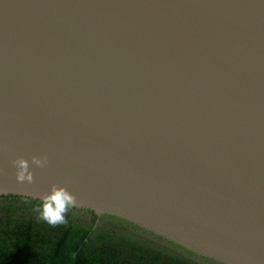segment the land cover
<instances>
[{
	"label": "water",
	"instance_id": "water-1",
	"mask_svg": "<svg viewBox=\"0 0 264 264\" xmlns=\"http://www.w3.org/2000/svg\"><path fill=\"white\" fill-rule=\"evenodd\" d=\"M0 225L264 264V0H0Z\"/></svg>",
	"mask_w": 264,
	"mask_h": 264
},
{
	"label": "trees",
	"instance_id": "trees-1",
	"mask_svg": "<svg viewBox=\"0 0 264 264\" xmlns=\"http://www.w3.org/2000/svg\"><path fill=\"white\" fill-rule=\"evenodd\" d=\"M0 264H200L68 229L0 225Z\"/></svg>",
	"mask_w": 264,
	"mask_h": 264
},
{
	"label": "clouds",
	"instance_id": "clouds-1",
	"mask_svg": "<svg viewBox=\"0 0 264 264\" xmlns=\"http://www.w3.org/2000/svg\"><path fill=\"white\" fill-rule=\"evenodd\" d=\"M31 163L37 167L47 166V156L31 157ZM13 167L17 169L15 179L18 183L34 182L33 173L29 170V163L23 158H16L12 161ZM41 205L36 208L40 213V218L49 225H58L65 222V213L70 207L76 206V197L64 187L56 184L50 185L47 194L40 197Z\"/></svg>",
	"mask_w": 264,
	"mask_h": 264
}]
</instances>
